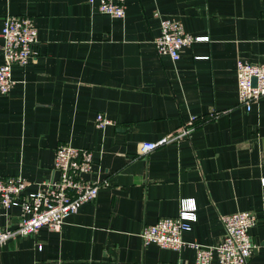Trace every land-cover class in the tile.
Instances as JSON below:
<instances>
[{
  "label": "crops",
  "instance_id": "1",
  "mask_svg": "<svg viewBox=\"0 0 264 264\" xmlns=\"http://www.w3.org/2000/svg\"><path fill=\"white\" fill-rule=\"evenodd\" d=\"M123 2L125 17L116 19L86 0H0V33L7 15L29 16L38 40L35 57L12 67L13 89L0 95V177L21 176L27 192L37 191L55 177L54 152L66 143L93 151L88 178L108 184L59 231L8 241L0 264H193L191 247L140 238L145 225L177 216L184 199L196 205L188 243L215 245L224 215H255L246 264H264V97L247 112L236 75L238 60L264 62V0ZM166 17L206 40L176 62L158 55L153 38ZM97 114L112 124L98 129ZM193 117L204 119L189 136L139 155L141 143ZM4 212L1 226L14 228L20 210Z\"/></svg>",
  "mask_w": 264,
  "mask_h": 264
},
{
  "label": "built area",
  "instance_id": "2",
  "mask_svg": "<svg viewBox=\"0 0 264 264\" xmlns=\"http://www.w3.org/2000/svg\"><path fill=\"white\" fill-rule=\"evenodd\" d=\"M86 3L96 5L101 14L116 19L125 17L123 0H86ZM155 16L158 17V13ZM0 34V95H5L16 83L12 77V67L26 66L37 54V28L29 16L7 15ZM202 40L206 38L186 33L179 21L166 17L160 18V31L153 38V45L158 55H166L176 62L184 48ZM236 75L239 104L248 112L264 97V62L253 64L238 60ZM218 114L211 113L209 118H215ZM203 119L193 117L176 133L156 142L141 143L138 147L139 155L146 156L159 147L189 136ZM111 124L112 121L105 115H96L95 126L98 129L104 130ZM93 157L94 153L89 149L59 144L54 152L55 177L34 192H27L29 183L21 176L0 177V216L1 211L9 216L10 209L20 210L19 220L14 228H3L0 224V249L10 240L34 235L43 228L59 231L66 217L76 213L81 205L95 201L99 189L108 184L106 181L88 178L93 174ZM261 184L264 185V179H261ZM196 219L194 201L181 200L177 216L160 218L154 224L143 227L141 241L143 245H155L172 251L191 247L195 252L193 264L247 263L254 250L250 230L257 222L255 215L248 211L224 215L221 218L224 234L218 243L209 246L188 243L183 238ZM41 248L39 245L38 249Z\"/></svg>",
  "mask_w": 264,
  "mask_h": 264
},
{
  "label": "water",
  "instance_id": "3",
  "mask_svg": "<svg viewBox=\"0 0 264 264\" xmlns=\"http://www.w3.org/2000/svg\"><path fill=\"white\" fill-rule=\"evenodd\" d=\"M253 84H255V79L253 80Z\"/></svg>",
  "mask_w": 264,
  "mask_h": 264
}]
</instances>
